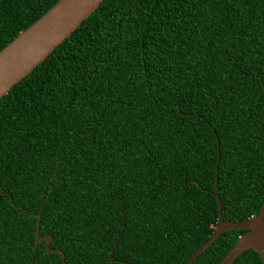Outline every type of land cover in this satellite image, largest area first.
Returning <instances> with one entry per match:
<instances>
[{"label":"trees","instance_id":"16d2710c","mask_svg":"<svg viewBox=\"0 0 264 264\" xmlns=\"http://www.w3.org/2000/svg\"><path fill=\"white\" fill-rule=\"evenodd\" d=\"M58 1L0 0V51ZM217 171L223 220L258 215L264 0H104L0 99V264H62L38 214L67 264H184L218 225Z\"/></svg>","mask_w":264,"mask_h":264},{"label":"water","instance_id":"95a60500","mask_svg":"<svg viewBox=\"0 0 264 264\" xmlns=\"http://www.w3.org/2000/svg\"><path fill=\"white\" fill-rule=\"evenodd\" d=\"M104 2V0H59L42 17L33 23L0 51V99L17 83L32 73L57 47ZM214 193L219 210V222L213 235L202 244L184 264L194 261L230 230H247L219 264H232L242 253L254 250L264 261V201L258 215L243 221H225L219 196L218 171ZM36 250L45 243L49 253H58L62 264H67L65 253L52 248V235L41 236V214L37 215ZM114 250L109 257L112 260Z\"/></svg>","mask_w":264,"mask_h":264}]
</instances>
